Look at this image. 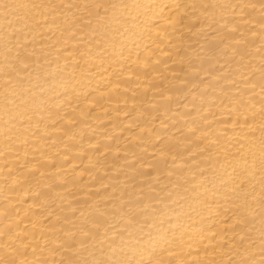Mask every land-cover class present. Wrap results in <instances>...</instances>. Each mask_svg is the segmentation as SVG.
Wrapping results in <instances>:
<instances>
[{
	"label": "bare ground",
	"instance_id": "1",
	"mask_svg": "<svg viewBox=\"0 0 264 264\" xmlns=\"http://www.w3.org/2000/svg\"><path fill=\"white\" fill-rule=\"evenodd\" d=\"M0 264H264V0H0Z\"/></svg>",
	"mask_w": 264,
	"mask_h": 264
}]
</instances>
